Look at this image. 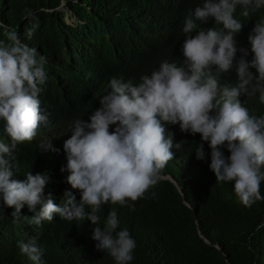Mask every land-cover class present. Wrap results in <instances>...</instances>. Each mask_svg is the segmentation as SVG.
<instances>
[{
	"label": "clouds",
	"instance_id": "1",
	"mask_svg": "<svg viewBox=\"0 0 264 264\" xmlns=\"http://www.w3.org/2000/svg\"><path fill=\"white\" fill-rule=\"evenodd\" d=\"M183 1L153 0L147 9V14H173L181 36L175 52L135 81L117 54L73 66L72 71L95 68L99 73L91 81L99 87L93 97L71 75L65 86L47 87V57L0 22L6 37L0 40V209L9 217L37 227L54 215L68 222L90 221L96 250L115 264H130L136 240L127 228L118 230L116 212L122 207L134 211L138 200L155 195L152 189L160 179L183 196L162 171L188 150L197 160L210 152L216 181L231 182L245 207L264 201V115L245 107L246 98L257 95L264 104V16L248 36L250 50L238 48L235 40L243 28L237 9L249 17L264 8V0H203L194 10H179ZM63 4L58 6L65 11L63 20L72 24L74 15ZM34 16L25 10V19ZM204 23L213 27L205 29ZM36 27L26 31L28 38ZM140 58L143 53L135 60ZM77 95L86 97V113L66 121L60 110ZM19 149L49 153L51 162L21 171L15 161ZM70 188L78 190L79 199ZM44 189L65 193L62 206ZM25 207L35 215H22ZM38 240V235L20 240L17 248L31 264H46Z\"/></svg>",
	"mask_w": 264,
	"mask_h": 264
},
{
	"label": "trees",
	"instance_id": "2",
	"mask_svg": "<svg viewBox=\"0 0 264 264\" xmlns=\"http://www.w3.org/2000/svg\"><path fill=\"white\" fill-rule=\"evenodd\" d=\"M63 7L74 15L72 24L64 22L61 0H0V22L17 31L22 43L36 48L47 57L46 86H65L71 75L83 84L91 96L98 93L99 78L95 68H76L75 64L117 54L126 67L131 81L154 68L157 60L177 50L181 36L180 24L173 14L161 16L146 13L153 0H63ZM203 0H184L179 10L201 5ZM26 9L35 14L24 18ZM237 9L236 18L243 28L235 36L237 47L248 48V36L264 8L249 17ZM37 24L31 38L26 31ZM201 27H213L204 23ZM0 27V40H5ZM196 32H193L195 35ZM144 58H138L140 54ZM240 53L237 54L239 58ZM252 59L251 53L247 57ZM255 72V69H252ZM235 82L233 78H225ZM243 103V102H242ZM84 95L70 99L61 108V116L69 122L81 118L88 108ZM264 104L258 95L246 98L245 107L251 114L264 115ZM225 155H230L225 149ZM15 161L21 171L49 166V153L30 155L19 149ZM210 152L197 160L192 150L169 161L162 173H168L182 190L180 196L168 180H158L152 189L154 196L138 200L135 210L119 208V229L127 228L136 240L134 259L130 264H264V201L245 207L234 193L231 182H217L209 168ZM33 175L36 172H31ZM22 179V178H19ZM79 199L78 190L70 188ZM45 195L51 193L44 189ZM264 195V182L261 184ZM62 206L65 193L52 195ZM186 200L189 207L182 200ZM9 211L13 209L8 208ZM29 218L35 213L27 207L21 210ZM90 221L68 222L54 215L52 222L37 227L24 219H12L0 209V264H31L22 255L17 242L39 236L46 264H115L105 252L96 250ZM206 239V241L204 240Z\"/></svg>",
	"mask_w": 264,
	"mask_h": 264
},
{
	"label": "bare ground",
	"instance_id": "3",
	"mask_svg": "<svg viewBox=\"0 0 264 264\" xmlns=\"http://www.w3.org/2000/svg\"><path fill=\"white\" fill-rule=\"evenodd\" d=\"M56 129H58V128H56Z\"/></svg>",
	"mask_w": 264,
	"mask_h": 264
}]
</instances>
